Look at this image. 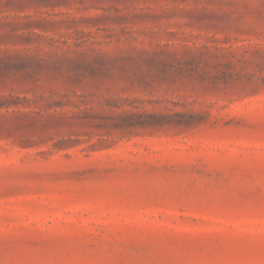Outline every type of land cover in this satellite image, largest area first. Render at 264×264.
<instances>
[{
  "label": "rangeland",
  "instance_id": "obj_1",
  "mask_svg": "<svg viewBox=\"0 0 264 264\" xmlns=\"http://www.w3.org/2000/svg\"><path fill=\"white\" fill-rule=\"evenodd\" d=\"M0 264H264V0H0Z\"/></svg>",
  "mask_w": 264,
  "mask_h": 264
}]
</instances>
